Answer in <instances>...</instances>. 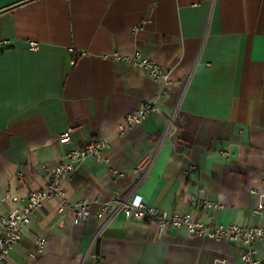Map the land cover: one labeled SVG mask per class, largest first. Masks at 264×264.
I'll return each mask as SVG.
<instances>
[{
  "label": "crops",
  "instance_id": "obj_1",
  "mask_svg": "<svg viewBox=\"0 0 264 264\" xmlns=\"http://www.w3.org/2000/svg\"><path fill=\"white\" fill-rule=\"evenodd\" d=\"M0 43V215L19 206L7 193L26 198L44 186L43 165L91 138L110 141L103 159L86 156L61 182L68 200L89 201L87 221L61 213V197L48 199L5 264H245L236 243L184 226L159 233L123 214L92 240L100 203L123 196L151 155L138 189L147 205L208 222L195 205L207 195L224 204L217 222L264 226V210L253 215L264 204V0H0ZM136 50L168 68L171 83L163 113L120 133L124 117L164 87L112 56ZM38 235L49 240L43 253ZM256 248L264 264V240Z\"/></svg>",
  "mask_w": 264,
  "mask_h": 264
},
{
  "label": "built area",
  "instance_id": "obj_2",
  "mask_svg": "<svg viewBox=\"0 0 264 264\" xmlns=\"http://www.w3.org/2000/svg\"><path fill=\"white\" fill-rule=\"evenodd\" d=\"M5 44V43H4ZM31 49H37L38 43L30 41ZM3 43H0V46ZM69 51L74 57L85 54L81 49L70 47ZM113 58L120 61H126L133 67L141 68L149 72L153 78L163 82V89L155 97L141 101V103L124 117V123L120 126V133L134 125L141 124L150 115L163 113L158 101L165 94L166 87L171 83V71L162 66L150 57L144 56L141 51L136 50L134 53L125 55L118 52L113 53ZM167 118L168 129L173 125V116ZM71 139L70 131H66L60 137L62 143H68ZM110 147V141L102 138H91L87 140L82 147H72L65 151L63 159L54 166L43 165L46 173V182L39 190L31 191L26 198L13 196L7 193L4 199L12 198L19 203V206L10 213H2L0 220L3 229L0 231V264H5L10 252L20 243L23 238L24 226L28 224L31 217L37 213L44 203L53 197H61L59 211L61 213H71L74 222L83 224L91 215V209L88 200L74 203L68 200L65 192L61 187L62 180L71 176L86 156L90 155L96 159H103V153ZM223 155H227V150H222ZM156 155H151L144 159L138 166L137 170L143 173L133 186L123 195L113 200H107L100 203L101 221L97 233L93 237L95 242L108 225L120 214L134 221H143L153 223L157 226L159 233H164L172 227H186L192 234L199 237H209L215 241H228L236 243L240 247V257L245 264H263L258 256L256 243L264 240V226L262 224L245 225L237 223H220L217 222L215 213L224 207V204L214 201L207 195L199 196L195 205L200 209L209 211V221L204 222L193 217L189 211L169 212L156 206L147 205L138 189L143 180L152 168ZM118 176L125 173L113 170ZM264 210V204H260L253 209V215L261 214ZM35 252L43 253L49 240L46 235H38L34 238Z\"/></svg>",
  "mask_w": 264,
  "mask_h": 264
}]
</instances>
